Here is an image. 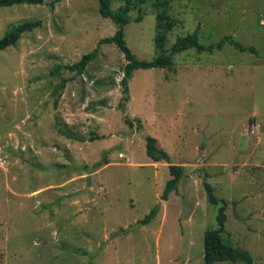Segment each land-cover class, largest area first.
Wrapping results in <instances>:
<instances>
[{
	"label": "rangeland",
	"instance_id": "rangeland-1",
	"mask_svg": "<svg viewBox=\"0 0 264 264\" xmlns=\"http://www.w3.org/2000/svg\"><path fill=\"white\" fill-rule=\"evenodd\" d=\"M160 11L153 0L131 11L144 16L125 26L140 60L196 30L204 45L232 35L260 55L229 43L190 48L170 68L136 70L126 100L128 61L117 45H99L118 29L99 0L0 7V39L43 20L0 51V264H203L221 207L206 181L228 204L225 240L264 264V0H171L176 26L164 48ZM98 46L84 74L57 70ZM148 136L171 162L148 155ZM170 164L184 174L164 200Z\"/></svg>",
	"mask_w": 264,
	"mask_h": 264
},
{
	"label": "trees",
	"instance_id": "trees-1",
	"mask_svg": "<svg viewBox=\"0 0 264 264\" xmlns=\"http://www.w3.org/2000/svg\"><path fill=\"white\" fill-rule=\"evenodd\" d=\"M149 0H125V3L120 5L117 9L112 7L114 0H99L100 2V13L103 17L111 18L113 22L118 26L117 31L112 36L104 37L100 40L99 45L102 44H115L125 54L127 63L124 66V77L121 81L124 87L125 99H128L129 94V80L133 77L134 72L138 69H151V68H170L175 64L174 56L177 53L189 50L190 48H197L199 51H214L215 49L222 50L226 44H232L241 51H250L255 55H260L257 48L254 46H246L243 43L237 41L232 35L225 36L217 43L210 45H204L200 43L199 30L189 33L188 35L180 36L176 42L167 51H162L159 55L154 57L152 60H140L137 55L132 51L126 41L125 26L135 21L140 22L144 16L139 15L136 19L131 16V11L138 3H147ZM44 0H0V7L2 6H13L16 4H40ZM53 2L52 4H54ZM171 0H153V5L160 8L161 11L157 15V26L158 34L156 36V46L158 48H164L167 42V33L176 26V21L169 14V6ZM43 20H33L20 23L11 28L1 39H0V51L10 46H15L21 39L23 33L32 31L42 26ZM100 53V47L98 46L89 53H86L82 58L73 63L57 66V70L62 68L76 71L79 74H84L88 65L98 57ZM66 80H63L62 84L57 86L64 87ZM120 107L124 105L121 103ZM126 122L133 126V122L126 118ZM98 136L95 135L91 138L94 140ZM147 153L156 162L167 161L171 162L169 153L160 147L158 140L154 137H147ZM172 178L167 182L166 188L162 198L168 200L170 194L175 191L178 187L180 180L184 174V167L182 165L170 164L169 166ZM209 202L212 204H221L220 211L218 214L219 227L209 230L205 235V246H204V263L203 264H215L220 261L245 262L246 264H252L254 257L252 254L242 248H238L228 243L223 233L225 232V225L227 221V201L225 199L218 198L214 193V188L211 183L204 182ZM160 210L159 206H155L143 219L144 224H148L154 219Z\"/></svg>",
	"mask_w": 264,
	"mask_h": 264
},
{
	"label": "water",
	"instance_id": "water-1",
	"mask_svg": "<svg viewBox=\"0 0 264 264\" xmlns=\"http://www.w3.org/2000/svg\"><path fill=\"white\" fill-rule=\"evenodd\" d=\"M138 227H141V224L138 223L137 226L129 227L128 229L124 230L123 233L127 234L130 231H132V230H134L135 228H138Z\"/></svg>",
	"mask_w": 264,
	"mask_h": 264
}]
</instances>
